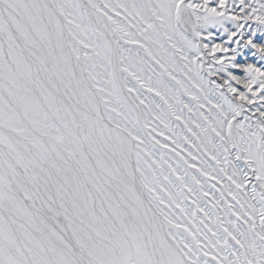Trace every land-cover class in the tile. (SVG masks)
<instances>
[{"label": "snow or ice", "instance_id": "obj_1", "mask_svg": "<svg viewBox=\"0 0 264 264\" xmlns=\"http://www.w3.org/2000/svg\"><path fill=\"white\" fill-rule=\"evenodd\" d=\"M261 28L264 0H0V264H264Z\"/></svg>", "mask_w": 264, "mask_h": 264}, {"label": "rangeland", "instance_id": "obj_2", "mask_svg": "<svg viewBox=\"0 0 264 264\" xmlns=\"http://www.w3.org/2000/svg\"><path fill=\"white\" fill-rule=\"evenodd\" d=\"M228 26L231 27V25H228ZM233 30H235V29H233ZM253 30H255V29H253ZM261 33H264V28H261ZM225 39H226V36H225ZM261 62L264 63V59H262Z\"/></svg>", "mask_w": 264, "mask_h": 264}]
</instances>
